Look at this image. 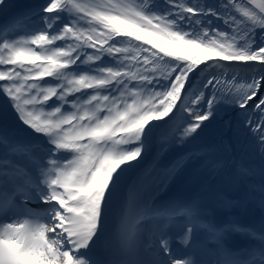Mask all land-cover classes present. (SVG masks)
I'll list each match as a JSON object with an SVG mask.
<instances>
[{
	"label": "snow or ice",
	"instance_id": "1",
	"mask_svg": "<svg viewBox=\"0 0 264 264\" xmlns=\"http://www.w3.org/2000/svg\"><path fill=\"white\" fill-rule=\"evenodd\" d=\"M14 7L0 0V264H264V0Z\"/></svg>",
	"mask_w": 264,
	"mask_h": 264
},
{
	"label": "trees",
	"instance_id": "2",
	"mask_svg": "<svg viewBox=\"0 0 264 264\" xmlns=\"http://www.w3.org/2000/svg\"><path fill=\"white\" fill-rule=\"evenodd\" d=\"M146 47H150V45H145ZM190 119V118H189ZM216 140V133L214 130H209L207 131L200 140V143H207V144H212Z\"/></svg>",
	"mask_w": 264,
	"mask_h": 264
},
{
	"label": "bare ground",
	"instance_id": "3",
	"mask_svg": "<svg viewBox=\"0 0 264 264\" xmlns=\"http://www.w3.org/2000/svg\"><path fill=\"white\" fill-rule=\"evenodd\" d=\"M100 243H101V241H99V242L97 243V245L100 246ZM106 243L109 244V245H114V241H113L112 238H111V232H110V230H109L108 240H107ZM97 245H96V247H95V251H96V253L98 254L99 246H97Z\"/></svg>",
	"mask_w": 264,
	"mask_h": 264
}]
</instances>
